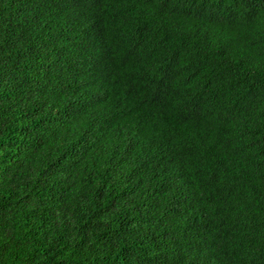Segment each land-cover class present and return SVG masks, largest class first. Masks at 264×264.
<instances>
[{"label":"trees","instance_id":"1","mask_svg":"<svg viewBox=\"0 0 264 264\" xmlns=\"http://www.w3.org/2000/svg\"><path fill=\"white\" fill-rule=\"evenodd\" d=\"M0 264H264V0H0Z\"/></svg>","mask_w":264,"mask_h":264}]
</instances>
